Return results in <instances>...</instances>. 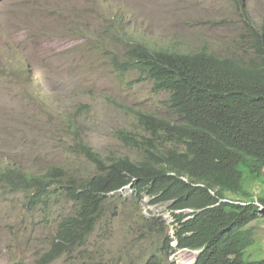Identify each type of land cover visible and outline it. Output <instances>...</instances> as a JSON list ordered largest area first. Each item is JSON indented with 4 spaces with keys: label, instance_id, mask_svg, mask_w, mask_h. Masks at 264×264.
<instances>
[{
    "label": "rangeland",
    "instance_id": "1",
    "mask_svg": "<svg viewBox=\"0 0 264 264\" xmlns=\"http://www.w3.org/2000/svg\"><path fill=\"white\" fill-rule=\"evenodd\" d=\"M234 1L0 0V166L32 174L61 166L84 181L97 171L75 151L78 139L103 157L138 160L141 153L117 132L143 133L132 111L174 119L169 94L154 92L152 81L135 83L136 71L120 75L114 58L123 59L134 41L245 58L247 25ZM242 1L262 27L264 0ZM121 194L107 200L84 247L50 264H148L160 255L165 236L175 233L169 205L137 201L131 189ZM73 208L64 201L45 217L28 210L23 193L0 188V264H41ZM250 227L256 243L249 255L263 258L264 218ZM197 255L182 250L164 263L194 264Z\"/></svg>",
    "mask_w": 264,
    "mask_h": 264
},
{
    "label": "trees",
    "instance_id": "2",
    "mask_svg": "<svg viewBox=\"0 0 264 264\" xmlns=\"http://www.w3.org/2000/svg\"><path fill=\"white\" fill-rule=\"evenodd\" d=\"M234 4L247 25L245 58L220 57L207 46L183 52L141 41L114 58L120 75L136 71L135 83L152 81L154 92L169 94L167 113L174 119L132 111L143 133L117 132L141 153L138 160L103 157L78 139L75 151L97 171L84 181L61 166L41 174L0 166V188L23 193L29 211L42 209L48 217L61 202L74 206L41 264L84 247L107 200L122 197L130 185L137 201L168 204L176 222L174 236H165L148 264H165L182 250L198 252L194 264H264L248 252L256 243L250 225L264 218V25L251 22L242 0Z\"/></svg>",
    "mask_w": 264,
    "mask_h": 264
},
{
    "label": "water",
    "instance_id": "3",
    "mask_svg": "<svg viewBox=\"0 0 264 264\" xmlns=\"http://www.w3.org/2000/svg\"><path fill=\"white\" fill-rule=\"evenodd\" d=\"M131 189V185L128 186L126 189H124L122 192H124L125 190Z\"/></svg>",
    "mask_w": 264,
    "mask_h": 264
},
{
    "label": "built area",
    "instance_id": "4",
    "mask_svg": "<svg viewBox=\"0 0 264 264\" xmlns=\"http://www.w3.org/2000/svg\"><path fill=\"white\" fill-rule=\"evenodd\" d=\"M263 209H264L263 207H262V208H260V210H261V211H263Z\"/></svg>",
    "mask_w": 264,
    "mask_h": 264
},
{
    "label": "clouds",
    "instance_id": "5",
    "mask_svg": "<svg viewBox=\"0 0 264 264\" xmlns=\"http://www.w3.org/2000/svg\"><path fill=\"white\" fill-rule=\"evenodd\" d=\"M264 210V209H263ZM261 211V210H260ZM191 251V250H190Z\"/></svg>",
    "mask_w": 264,
    "mask_h": 264
}]
</instances>
